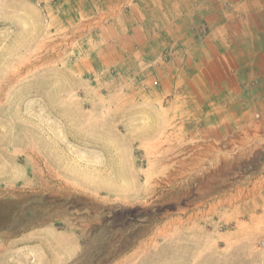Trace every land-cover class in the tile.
I'll return each instance as SVG.
<instances>
[{"label":"rangeland","instance_id":"obj_1","mask_svg":"<svg viewBox=\"0 0 264 264\" xmlns=\"http://www.w3.org/2000/svg\"><path fill=\"white\" fill-rule=\"evenodd\" d=\"M237 1L0 0V264H264V88L200 65Z\"/></svg>","mask_w":264,"mask_h":264},{"label":"crops","instance_id":"obj_2","mask_svg":"<svg viewBox=\"0 0 264 264\" xmlns=\"http://www.w3.org/2000/svg\"><path fill=\"white\" fill-rule=\"evenodd\" d=\"M233 3L225 17H211L210 35L207 43L202 44L209 53L200 56V65H216L227 73L246 74L244 79L260 81L264 88V0ZM260 102L264 103V98Z\"/></svg>","mask_w":264,"mask_h":264},{"label":"bare ground","instance_id":"obj_3","mask_svg":"<svg viewBox=\"0 0 264 264\" xmlns=\"http://www.w3.org/2000/svg\"><path fill=\"white\" fill-rule=\"evenodd\" d=\"M214 148H215V147H214ZM208 149L210 150L211 148H208ZM211 150H212V149H211ZM211 150H210V151H211ZM211 152H212V151H211ZM214 152H215V150H214ZM201 153H202V152H201ZM207 153H209V152L206 151L205 154L202 153V154H203V157H204V155H206ZM202 154H201V155H202ZM212 154H214V153H212ZM207 156H208V154H207ZM209 156H210V154H209ZM213 156H214V155H213ZM213 156H211V157H213ZM203 157H201V158L204 159ZM205 157H206V156H205ZM214 159H215V157H214ZM212 160H213V159H212ZM209 161H210V160H209ZM216 161H217V160H216ZM204 162H205V161H203L202 163H204ZM202 163H201V164H202ZM210 163H214V161H213V162L211 161ZM199 164H200V163H199ZM201 164H200V165H201ZM215 165H216V164H215ZM213 166H214V165H213ZM206 167H207V166H206ZM211 167H212V165H211ZM214 168H216V167L214 166ZM205 169H206V168H205ZM202 170H203V169H202ZM206 171H207V170H206ZM235 199H236V197H234V198L231 199V200H228L229 202L226 201V203L231 204V201L233 202V201H235ZM222 203H223V202H222ZM224 203H225V202H224Z\"/></svg>","mask_w":264,"mask_h":264}]
</instances>
